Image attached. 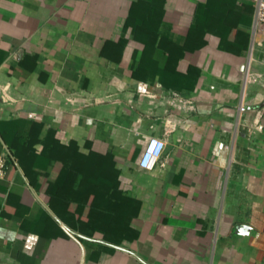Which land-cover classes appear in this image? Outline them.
<instances>
[{
  "label": "crops",
  "instance_id": "0c3cea01",
  "mask_svg": "<svg viewBox=\"0 0 264 264\" xmlns=\"http://www.w3.org/2000/svg\"><path fill=\"white\" fill-rule=\"evenodd\" d=\"M74 147L113 164L103 230L51 205ZM0 152V264H264L253 0H0Z\"/></svg>",
  "mask_w": 264,
  "mask_h": 264
},
{
  "label": "trees",
  "instance_id": "16d2710c",
  "mask_svg": "<svg viewBox=\"0 0 264 264\" xmlns=\"http://www.w3.org/2000/svg\"><path fill=\"white\" fill-rule=\"evenodd\" d=\"M140 14L144 24L146 15ZM73 149L72 152L64 151L60 159L67 170L66 180L51 195V205L58 203L84 227L103 230L119 204L117 199L113 200V189L110 185L113 175L108 173L113 164L108 158L93 153L82 155L75 152V147ZM102 169L107 172H101ZM78 176L80 178L75 185Z\"/></svg>",
  "mask_w": 264,
  "mask_h": 264
},
{
  "label": "built area",
  "instance_id": "2783aa9c",
  "mask_svg": "<svg viewBox=\"0 0 264 264\" xmlns=\"http://www.w3.org/2000/svg\"><path fill=\"white\" fill-rule=\"evenodd\" d=\"M254 24H264V0H253ZM164 147V141L159 137L151 136L143 150L139 165L143 169H152L156 158L159 157ZM8 153L0 152V178H2L9 166Z\"/></svg>",
  "mask_w": 264,
  "mask_h": 264
}]
</instances>
